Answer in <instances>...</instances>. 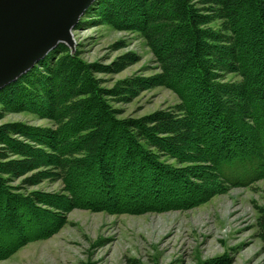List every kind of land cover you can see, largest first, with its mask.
<instances>
[{
    "label": "trees",
    "instance_id": "16d2710c",
    "mask_svg": "<svg viewBox=\"0 0 264 264\" xmlns=\"http://www.w3.org/2000/svg\"><path fill=\"white\" fill-rule=\"evenodd\" d=\"M102 24L140 34L158 72L107 87L96 74L139 54L89 63L61 43L0 90V120L54 123L0 124V261L56 235L76 209L183 211L264 179V0H96L76 29ZM158 87L180 102L121 118L113 102ZM45 181L62 190H29ZM260 228L264 240V215Z\"/></svg>",
    "mask_w": 264,
    "mask_h": 264
},
{
    "label": "rangeland",
    "instance_id": "374dc122",
    "mask_svg": "<svg viewBox=\"0 0 264 264\" xmlns=\"http://www.w3.org/2000/svg\"><path fill=\"white\" fill-rule=\"evenodd\" d=\"M76 27L75 46L86 62L109 64L129 51L141 57L121 73H97L105 86L112 87L136 74L158 72L154 54L140 34L106 24ZM122 40L127 46L114 49V44ZM179 102L173 91L158 87L142 92L131 102L113 104L122 110V118L144 116ZM15 121L54 124L29 113H10L0 124ZM62 187L60 181H45L29 190L51 192ZM262 210L264 179L183 211L112 215L76 209L68 215L69 224L56 235L29 243L0 264H264Z\"/></svg>",
    "mask_w": 264,
    "mask_h": 264
},
{
    "label": "water",
    "instance_id": "95a60500",
    "mask_svg": "<svg viewBox=\"0 0 264 264\" xmlns=\"http://www.w3.org/2000/svg\"><path fill=\"white\" fill-rule=\"evenodd\" d=\"M96 0H0V90L59 44L76 51L73 30Z\"/></svg>",
    "mask_w": 264,
    "mask_h": 264
}]
</instances>
